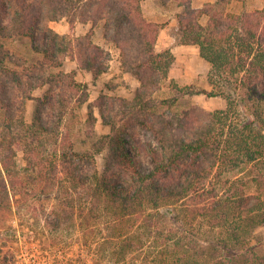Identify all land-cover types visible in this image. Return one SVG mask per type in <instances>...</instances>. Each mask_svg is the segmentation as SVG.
<instances>
[{
  "label": "trees",
  "instance_id": "obj_1",
  "mask_svg": "<svg viewBox=\"0 0 264 264\" xmlns=\"http://www.w3.org/2000/svg\"><path fill=\"white\" fill-rule=\"evenodd\" d=\"M143 1L0 0V37L38 34L41 45L36 47L43 54L41 63L27 65L21 58L8 57L0 43V103L8 121L6 130L21 120L31 131L29 163L39 172L35 140L43 132L51 131L55 140L60 135V124L43 125L44 105L56 107L62 121L82 86L62 69L64 60L72 59L94 76L109 68L110 53L93 41V30L79 36L72 31L78 22L93 26L103 22L105 39L120 50L122 68L138 76L140 87L123 110L125 123L108 122L110 133L101 136L86 155L93 160L96 153L108 150V163L127 169L129 179L122 182L100 174L94 163L89 172L79 174L70 170L69 153L56 148L55 169L51 168L47 181L54 184L61 173H69L74 186L87 193L91 210L117 223L146 213L173 220L176 217L163 209L174 202L188 205L189 200L188 224L177 222L181 234L174 231L168 238L174 256L171 264H264L260 231L264 227V7L238 13L230 5L245 0H215L200 8L193 7L192 0H177L182 6L180 41L195 44L210 64L212 91L176 83L173 87L181 97L203 93L222 95L228 101L225 108L215 111L191 104L178 112L177 95L157 96L168 78L173 55L170 50L156 49L162 26L146 18ZM62 19L69 24L67 35L50 27V22ZM55 67L57 71L52 70ZM46 85L48 90L41 97L32 94ZM57 85L61 86L55 98ZM21 97L38 105L30 126L21 115L15 116L24 109ZM136 126L150 130L160 146L148 149L153 163L149 171L138 168L135 153L122 136L126 127H132L135 135ZM6 147L15 152L11 143ZM9 155L0 159V186L7 192L15 191L16 180H22L11 177L16 164ZM22 192L27 199L28 191Z\"/></svg>",
  "mask_w": 264,
  "mask_h": 264
},
{
  "label": "rangeland",
  "instance_id": "obj_2",
  "mask_svg": "<svg viewBox=\"0 0 264 264\" xmlns=\"http://www.w3.org/2000/svg\"><path fill=\"white\" fill-rule=\"evenodd\" d=\"M263 7L264 0H245L230 5V9L238 13ZM181 10L182 6L177 0H151L144 3L146 18L162 26L156 49L170 50L173 55L168 78L157 96L167 98L177 95L180 98L175 106L178 112L191 104L199 105L207 111L225 108L228 101L222 95L208 96L201 93L181 97L173 87L176 83L181 87L191 86L212 91L209 83L210 64L201 57L195 44L180 41L177 19ZM50 27L60 35L70 33L66 19L52 21ZM90 30H93V41L110 53L108 71L94 76L90 71L77 67L72 59L64 60L62 69L72 74L82 86L62 121L56 107L49 103L44 105L43 125L51 127L60 124V135L55 140L51 131L43 132L35 140L34 147H37L41 163L40 169L37 167L39 172L29 163L31 153L28 148L33 146L29 140L34 136L21 120L15 121L6 130L8 121L0 103V159L10 154L16 164L11 177L24 181L21 183L17 179L16 190H9L10 194L0 186V264H171L174 256L170 253L173 249L168 238L174 231H180L176 227L177 222L184 226L190 220L191 202L187 200L188 205L180 206L174 202L163 209H168V214L176 217L173 220H166L156 213H146L136 219L117 223L111 216L99 210H91L87 193L82 187L74 186L69 173H61L54 184L47 181V174L51 168L55 169L52 163L56 157V148L60 152L69 153L73 161L70 170L79 174L89 172L94 163L100 174L115 176V179L122 182L129 179L127 169L121 170L108 163V150L96 153L93 160L86 154L93 151L101 136L110 133L108 122L113 121L118 126L125 123L122 119L123 110L127 101L134 98L140 80L136 74L122 68L120 50L113 42L105 39L103 22L95 26L90 22H78L72 33L79 36ZM0 43L8 57L14 58V61L21 58L27 65L43 61V54L36 47L41 45L38 34L34 37H0ZM52 70L57 71L58 67ZM60 86L56 87L55 98L58 97ZM47 90L46 85L33 90L32 94L41 97ZM20 92L17 91L18 94ZM22 105L24 109L15 116L21 115L30 126L34 123L38 105L36 101L25 98L22 99ZM122 136L127 140L126 147L135 153L138 168L149 171L153 163L148 149L150 146L160 147L152 132L136 126L134 135L132 127H126L122 129ZM9 143L14 146L15 152L8 150L6 146ZM4 175L6 177L7 174ZM35 175H38V182ZM25 190L28 191L27 199L22 192ZM260 231L264 236V228Z\"/></svg>",
  "mask_w": 264,
  "mask_h": 264
},
{
  "label": "crops",
  "instance_id": "obj_3",
  "mask_svg": "<svg viewBox=\"0 0 264 264\" xmlns=\"http://www.w3.org/2000/svg\"><path fill=\"white\" fill-rule=\"evenodd\" d=\"M147 1H151V0H144L142 3V8L144 7V3ZM214 1L215 0H192V6L196 7V8H200V7H203L206 3H210V2H214ZM235 2H242V1H235ZM177 22H178V19H177Z\"/></svg>",
  "mask_w": 264,
  "mask_h": 264
}]
</instances>
